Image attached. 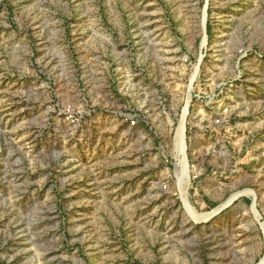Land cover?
<instances>
[{
    "label": "rangeland",
    "instance_id": "rangeland-1",
    "mask_svg": "<svg viewBox=\"0 0 264 264\" xmlns=\"http://www.w3.org/2000/svg\"><path fill=\"white\" fill-rule=\"evenodd\" d=\"M263 259L264 0H0V264Z\"/></svg>",
    "mask_w": 264,
    "mask_h": 264
},
{
    "label": "bare ground",
    "instance_id": "bare-ground-1",
    "mask_svg": "<svg viewBox=\"0 0 264 264\" xmlns=\"http://www.w3.org/2000/svg\"><path fill=\"white\" fill-rule=\"evenodd\" d=\"M203 43H204V40H203ZM185 113H186V108L184 109V114H183V115H185ZM185 117H186V116H185ZM182 118H183V116H182ZM178 129H179V128H178ZM176 135H178V134H176ZM181 135H182V131H180V138H181ZM178 137H179V136H178ZM180 138H179V140H180ZM179 142H180V141H179ZM179 144H180V143H179ZM183 147H184V146H183ZM179 148H180V147H179ZM186 161H187V160H186ZM181 163H182V162H181ZM181 163H180L181 167L184 166V165H182ZM183 164H184V163H183ZM176 165H177V164H176ZM181 167H180V168H181ZM179 171H180V170H179ZM180 173H181V172H180ZM184 175H185V173H184ZM195 219H196V218H195ZM262 262H264V259H263ZM261 264H262V263H261Z\"/></svg>",
    "mask_w": 264,
    "mask_h": 264
}]
</instances>
